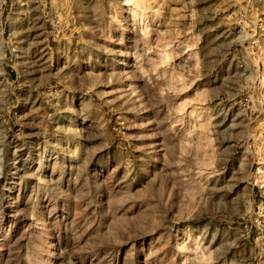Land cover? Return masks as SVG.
<instances>
[{
    "label": "rangeland",
    "instance_id": "374dc122",
    "mask_svg": "<svg viewBox=\"0 0 264 264\" xmlns=\"http://www.w3.org/2000/svg\"><path fill=\"white\" fill-rule=\"evenodd\" d=\"M0 264H264V0H0Z\"/></svg>",
    "mask_w": 264,
    "mask_h": 264
},
{
    "label": "bare ground",
    "instance_id": "6f19581e",
    "mask_svg": "<svg viewBox=\"0 0 264 264\" xmlns=\"http://www.w3.org/2000/svg\"><path fill=\"white\" fill-rule=\"evenodd\" d=\"M62 143V142H61ZM59 149V148H58Z\"/></svg>",
    "mask_w": 264,
    "mask_h": 264
}]
</instances>
